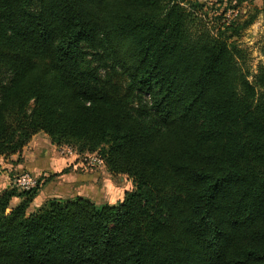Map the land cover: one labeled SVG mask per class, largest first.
<instances>
[{
    "label": "trees",
    "instance_id": "16d2710c",
    "mask_svg": "<svg viewBox=\"0 0 264 264\" xmlns=\"http://www.w3.org/2000/svg\"><path fill=\"white\" fill-rule=\"evenodd\" d=\"M189 1L0 0V158L43 134L133 184L31 213L38 187L5 190L0 264H264L254 20L213 33Z\"/></svg>",
    "mask_w": 264,
    "mask_h": 264
},
{
    "label": "rangeland",
    "instance_id": "374dc122",
    "mask_svg": "<svg viewBox=\"0 0 264 264\" xmlns=\"http://www.w3.org/2000/svg\"><path fill=\"white\" fill-rule=\"evenodd\" d=\"M189 2H191L192 4L194 3L196 6H192V9L191 7L189 8L188 5V8L194 11L198 18H202L204 23L212 30L213 33H216L218 29L224 28V26L226 25L233 27H243L247 21L251 19L254 20L252 25L246 28H240L239 36L233 38L237 45L247 52L246 65L249 67V71L251 73L250 80L252 81L253 76L257 72L259 66H264V0H247L242 4H239L238 0H190ZM230 33L231 32L229 31L228 34ZM43 136V134L37 136L32 144L36 143V146H39L40 148H44V145H54L51 143L49 137ZM43 138L47 139L44 140ZM55 146V152L58 155H62L64 153H67V155H69L72 151L75 153V156H77V159L82 162H88L85 161L86 156L87 158H89L90 156L95 155H79L75 150L66 145ZM8 160L9 162L17 163L16 161H18L19 159H15L14 161H11L10 159ZM90 164H94L95 166H104L97 163ZM95 166L88 167L87 169H95ZM68 170L69 168H65L60 173H57L55 175L47 172L30 173L37 182L35 186L29 189L20 186L18 183V177L28 171H26L25 169H20L19 171L13 170L12 173L15 175V177L12 178L10 184L11 187H17L19 191H30L33 188H39L37 196L28 209V213H31L40 208L43 204H45V202L52 198H69L67 195L61 192L56 194L49 193L50 191H55L53 190L55 189V186L57 188V186H63L62 184L68 182L66 179H63V175H65L63 173ZM113 181L114 183L118 184V189L116 188V190L118 191H115L114 196H121L123 190L133 189L132 181L124 175L114 177ZM116 196L113 200H116ZM20 202L21 201H19V203ZM19 203H17L16 205H18ZM37 205L40 206L37 207ZM11 207L14 206L11 205Z\"/></svg>",
    "mask_w": 264,
    "mask_h": 264
},
{
    "label": "crops",
    "instance_id": "0c3cea01",
    "mask_svg": "<svg viewBox=\"0 0 264 264\" xmlns=\"http://www.w3.org/2000/svg\"><path fill=\"white\" fill-rule=\"evenodd\" d=\"M39 135L33 137L21 154L12 155L8 158H0V194L11 187V180L15 177L12 173L13 170L19 171L20 169H25L31 173L47 172L55 175L63 169L69 168L68 171L63 173L65 174L63 175V179H66L68 182L62 184L63 186H57V188L55 186V189H53L55 191H50L49 193L56 194L61 192L69 198L82 196L97 203L109 204H116L123 199L126 190H123L121 196L115 195L117 198L113 200L115 191H118L116 190V188L118 189V184L113 181L116 176L110 175L104 166H95L89 162H82L77 159V156L72 151L69 155L64 152V154L58 155L55 152V145L49 144L50 146L44 145V148H40L36 146V143L32 144L34 139ZM43 137L47 136L44 135ZM43 139L46 140L47 138ZM8 159L11 161L15 159L19 160L16 161L17 163H14L9 162ZM92 166H95V169H87ZM19 201L20 199L13 198L11 205L16 206Z\"/></svg>",
    "mask_w": 264,
    "mask_h": 264
},
{
    "label": "built area",
    "instance_id": "2783aa9c",
    "mask_svg": "<svg viewBox=\"0 0 264 264\" xmlns=\"http://www.w3.org/2000/svg\"><path fill=\"white\" fill-rule=\"evenodd\" d=\"M89 159H90V161H89ZM85 161H88L89 163H97L99 165H103V161L99 157H97L96 155L90 156L89 158H87V156H86ZM36 182L37 181L34 179V177H32L31 174L28 172H25L18 177L19 185L24 187V188L29 189V188L35 186Z\"/></svg>",
    "mask_w": 264,
    "mask_h": 264
}]
</instances>
